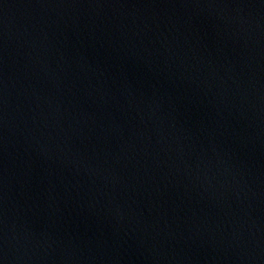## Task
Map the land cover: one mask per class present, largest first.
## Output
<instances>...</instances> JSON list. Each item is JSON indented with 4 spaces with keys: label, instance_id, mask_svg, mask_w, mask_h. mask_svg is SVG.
Returning <instances> with one entry per match:
<instances>
[{
    "label": "water",
    "instance_id": "obj_1",
    "mask_svg": "<svg viewBox=\"0 0 264 264\" xmlns=\"http://www.w3.org/2000/svg\"><path fill=\"white\" fill-rule=\"evenodd\" d=\"M0 264H264V0H0Z\"/></svg>",
    "mask_w": 264,
    "mask_h": 264
}]
</instances>
